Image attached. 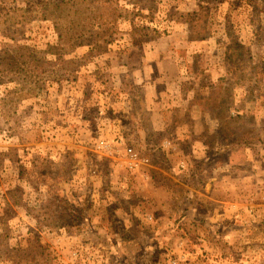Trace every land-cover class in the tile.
Masks as SVG:
<instances>
[{
  "label": "rangeland",
  "instance_id": "374dc122",
  "mask_svg": "<svg viewBox=\"0 0 264 264\" xmlns=\"http://www.w3.org/2000/svg\"><path fill=\"white\" fill-rule=\"evenodd\" d=\"M0 264H264V0H0Z\"/></svg>",
  "mask_w": 264,
  "mask_h": 264
},
{
  "label": "trees",
  "instance_id": "16d2710c",
  "mask_svg": "<svg viewBox=\"0 0 264 264\" xmlns=\"http://www.w3.org/2000/svg\"><path fill=\"white\" fill-rule=\"evenodd\" d=\"M63 3L66 4L67 2H61V3L57 4V6H61Z\"/></svg>",
  "mask_w": 264,
  "mask_h": 264
}]
</instances>
